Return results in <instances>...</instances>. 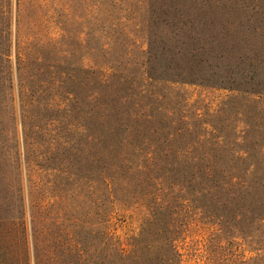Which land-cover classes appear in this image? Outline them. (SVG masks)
<instances>
[{
	"label": "rangeland",
	"instance_id": "obj_1",
	"mask_svg": "<svg viewBox=\"0 0 264 264\" xmlns=\"http://www.w3.org/2000/svg\"><path fill=\"white\" fill-rule=\"evenodd\" d=\"M185 33L223 82H183ZM242 129L264 169V0H0V264L156 262L169 221L183 253V152L217 168L199 137Z\"/></svg>",
	"mask_w": 264,
	"mask_h": 264
},
{
	"label": "trees",
	"instance_id": "obj_2",
	"mask_svg": "<svg viewBox=\"0 0 264 264\" xmlns=\"http://www.w3.org/2000/svg\"><path fill=\"white\" fill-rule=\"evenodd\" d=\"M187 40L185 33L183 82L198 85H210L213 84L212 81L223 82V79H216L223 77L215 73L219 68L221 61L219 59L223 57L216 56L214 59L212 56L204 55L200 52L203 47L197 45L185 50L189 44ZM228 82L232 84L225 87L221 83L217 86L249 94L263 93L262 90L253 87L243 88L242 86L248 84L247 81L240 83L231 79ZM234 85L236 87H232ZM246 141L245 129L238 130L236 135L234 132V136L199 137V143L211 144L221 150L219 155H216V160L219 162L217 168L207 166L206 154L183 152V243L185 244L183 253L179 251L176 243L179 235L175 233L174 224L171 221L164 222L159 231L166 245L165 251L160 254L158 261L149 259L148 263L143 264H182V262L183 264H264V169L257 161L249 160L252 153ZM201 200H207V203L198 205L196 202ZM159 208L163 210L164 206ZM147 210L149 214L143 220L140 237L144 235L147 227L150 230V227L158 221L155 212L150 208ZM192 220H200L215 226V229L208 230V234L187 242ZM231 233L238 234L244 243L257 247L260 252L249 260L235 258L234 251L226 254L218 252V249L225 251V247L235 243L229 238ZM129 245L128 252L121 248L122 257L130 264H141L137 262L136 253L139 247L137 238H132Z\"/></svg>",
	"mask_w": 264,
	"mask_h": 264
}]
</instances>
